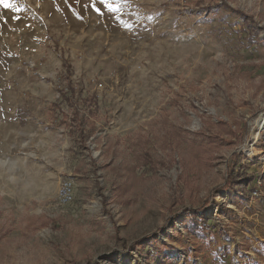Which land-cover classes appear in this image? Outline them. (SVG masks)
I'll return each mask as SVG.
<instances>
[{
    "label": "rangeland",
    "instance_id": "1",
    "mask_svg": "<svg viewBox=\"0 0 264 264\" xmlns=\"http://www.w3.org/2000/svg\"><path fill=\"white\" fill-rule=\"evenodd\" d=\"M8 2L0 264H264V0Z\"/></svg>",
    "mask_w": 264,
    "mask_h": 264
},
{
    "label": "built area",
    "instance_id": "2",
    "mask_svg": "<svg viewBox=\"0 0 264 264\" xmlns=\"http://www.w3.org/2000/svg\"><path fill=\"white\" fill-rule=\"evenodd\" d=\"M59 194L62 200L67 202L71 198V184L69 182H64L60 187Z\"/></svg>",
    "mask_w": 264,
    "mask_h": 264
},
{
    "label": "trees",
    "instance_id": "3",
    "mask_svg": "<svg viewBox=\"0 0 264 264\" xmlns=\"http://www.w3.org/2000/svg\"><path fill=\"white\" fill-rule=\"evenodd\" d=\"M234 158H235V160H237V155L236 154L234 155ZM238 163H239L238 161H235L234 164L230 165L228 179H227V181H226L224 186L232 185V182L234 181V175H235L234 167ZM248 185H251V183H249ZM202 216L204 217V214Z\"/></svg>",
    "mask_w": 264,
    "mask_h": 264
},
{
    "label": "snow or ice",
    "instance_id": "4",
    "mask_svg": "<svg viewBox=\"0 0 264 264\" xmlns=\"http://www.w3.org/2000/svg\"><path fill=\"white\" fill-rule=\"evenodd\" d=\"M0 3H3L4 7H6V8L13 7V5L8 2V0H0ZM101 3H107V0H101ZM107 7L109 8V11H112V12H116L119 10L118 5L114 7L113 4H111V3H107ZM96 10L100 11L99 8H97Z\"/></svg>",
    "mask_w": 264,
    "mask_h": 264
}]
</instances>
